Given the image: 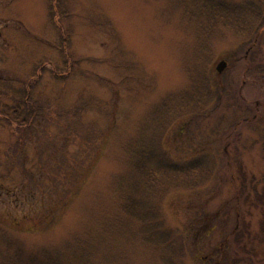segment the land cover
<instances>
[{"label":"rangeland","instance_id":"rangeland-1","mask_svg":"<svg viewBox=\"0 0 264 264\" xmlns=\"http://www.w3.org/2000/svg\"><path fill=\"white\" fill-rule=\"evenodd\" d=\"M194 6L0 0V104H16L33 85L37 111L33 128L0 113V254L57 250L83 237L98 246L95 264H105L106 252L108 264H264V27L253 36L218 26L203 33L206 9L200 4L195 17L186 11ZM209 82L237 92L250 115L225 93L205 114L183 110L159 121L196 103ZM153 135L183 166L201 158L216 165L213 177L155 200L143 189L126 195L132 143ZM125 201L153 203L154 233L185 238L176 240L181 254L170 255L168 244L160 260L147 224L126 213Z\"/></svg>","mask_w":264,"mask_h":264},{"label":"trees","instance_id":"trees-1","mask_svg":"<svg viewBox=\"0 0 264 264\" xmlns=\"http://www.w3.org/2000/svg\"><path fill=\"white\" fill-rule=\"evenodd\" d=\"M259 2L260 0H196V7H187L186 11L197 17L198 15H201V8L199 9L200 4L204 6L206 9L204 11V16L207 17L209 21L203 25V28L200 29V32L205 33L204 31H206V33H210L216 26H218L219 29L222 27H230L234 29L235 32H238V34L246 31L248 35L251 34L253 36L258 34V32L264 27V7L261 6ZM63 31L64 29H62V32ZM64 46V52L68 58L70 55L66 50L67 45ZM1 81L2 80H0V82ZM6 81L8 80H3L2 84H4ZM31 86L33 85L26 86L23 89V91L20 93L21 96L18 98L20 101H18L16 104L12 106H8L5 103L3 105L0 104V113L4 114L6 117L13 115L14 117L11 119V121L16 123L19 128H33L36 121L37 111L34 107V101L31 98ZM4 89L5 87H0V96L3 95ZM221 89L217 88L213 82H209L207 88L205 86L204 93L196 98V103H194V101L188 100L182 107L180 106L179 109H176V107L172 108L171 113L166 117L161 116V118H158V116L155 115L154 118H158L159 121L161 120L162 123H165L174 115L173 113H176L177 111L181 113V111L184 112L185 110H188L184 113L196 112L197 114H205L207 104L210 101L219 102V100L223 99V94L225 93L228 96L230 95L229 99L232 100L231 103L235 104L233 107L237 106L238 108H236L238 111H243L250 115L249 113L251 109L247 108L246 104L239 106V104L245 102L238 96L237 92L230 93V90H226L225 88ZM155 138V135L152 136V139H143L141 137H137L135 142L132 143L131 148L133 167L130 174V179L127 181L130 184V187L127 188L126 195L132 197L131 192L134 190L139 191V189H143V192L147 190L150 195L148 197L151 200H155V197H158L156 196L157 194H167L171 187H182L184 185L201 186L206 182L205 180H209L213 177V174L216 170V165L212 166L209 163H205L203 158H201L199 161H197L199 162L198 165L190 163L191 165L186 164L183 166L185 161L179 162L169 157V151L162 145H158L163 147L161 150H158V147L154 145L156 144L155 140H157L158 144L160 139ZM216 158L220 163L224 161V158L222 157ZM227 163L230 165V159L228 158ZM240 171L243 176H246V172L242 164L240 165ZM132 173H134V175H132ZM136 178L139 180L134 182V185L137 189H131V183ZM150 192L154 193L150 194ZM262 195H264V192ZM263 199L264 198L261 197V200ZM150 205H153V203L144 204L142 201H125L123 207L126 213L132 216V218H138L139 221L147 224V229L145 230L147 232V237L150 241V244L151 242L155 244V248L157 250L156 254H158L160 260L165 258L168 259L166 253L163 252V249L161 248V246L168 244H172L170 255L174 257L178 254L180 255L181 249L183 247H179V249H177L176 240L183 242L185 238L182 236L177 238L173 235L174 233L172 234L169 232L168 234L166 233L167 237L166 234L157 235L158 232L154 233L155 226H159V224L156 221V217L150 213L151 210L147 209V207ZM109 229H113L112 222H109L108 227L104 229V239L107 238V232ZM71 243L72 242H66V247H61L57 250L54 248L50 249L42 247L39 251H34L29 255H24L18 250H8L7 252L0 254V261L2 264H95V262L90 261V254L98 249V246L95 243H93L90 239H83V237L77 239L75 245H71ZM72 246L73 248H71ZM173 250L175 251L173 252ZM112 256L113 255L107 254V252L102 253V259L105 261V264H108L111 262V260H113ZM148 260L150 261L151 258ZM125 262L123 263L125 264Z\"/></svg>","mask_w":264,"mask_h":264},{"label":"water","instance_id":"water-1","mask_svg":"<svg viewBox=\"0 0 264 264\" xmlns=\"http://www.w3.org/2000/svg\"><path fill=\"white\" fill-rule=\"evenodd\" d=\"M226 66V61L225 60H222L218 63L217 65V70L218 71H221L224 67Z\"/></svg>","mask_w":264,"mask_h":264}]
</instances>
